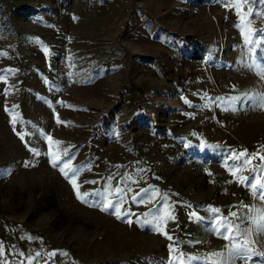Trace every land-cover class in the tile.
Segmentation results:
<instances>
[{
	"label": "rangeland",
	"instance_id": "obj_1",
	"mask_svg": "<svg viewBox=\"0 0 264 264\" xmlns=\"http://www.w3.org/2000/svg\"><path fill=\"white\" fill-rule=\"evenodd\" d=\"M262 66L259 0H0L3 264H264Z\"/></svg>",
	"mask_w": 264,
	"mask_h": 264
},
{
	"label": "snow or ice",
	"instance_id": "obj_2",
	"mask_svg": "<svg viewBox=\"0 0 264 264\" xmlns=\"http://www.w3.org/2000/svg\"><path fill=\"white\" fill-rule=\"evenodd\" d=\"M240 2L249 3V2H251V0H240ZM259 2L261 4H264V0H259ZM248 15L249 16L253 15V12H252L251 8H249V10H248ZM241 19L243 20V16H241ZM242 35H245V39H246L247 43H252L250 35L245 33L243 31V29H242ZM45 51H47V50L45 49ZM261 74L264 75V66H262V68H261ZM234 99H236L237 101L256 100L259 106L264 107V95H254V96L245 95L244 97H235ZM21 138L23 139V137H21ZM57 143H59V142H57ZM35 154L39 155L40 153L36 152ZM245 155H246V153H244V152H241L239 154V156H245ZM252 155L256 156L257 153H253ZM64 156L67 158V160H65L63 162L61 161L60 157H55V158L51 159L50 162L52 164V167H54V168L58 167L60 172L62 173V175H64L65 178H69L70 179V183H72V186H73L74 191L76 192L77 198L81 199L84 202H87L86 198L89 197V196H94V195H96V193H88V192H85L83 194L80 193L79 188H78V186L76 184V181H75V177H76V175H78L79 169L78 168L74 169V168L70 167V160L73 158L71 153H69L67 150H65L64 151ZM239 156H237V154L233 153V158L238 159ZM260 159L262 161V164H264V156L260 157ZM244 163L245 164L250 163V158L245 160ZM61 164H62V166H61ZM25 166L27 167L29 165L26 163ZM69 173H71V177H69ZM234 175H235V173H234ZM239 179H240V182H242V183L249 180L248 177H240ZM249 186L253 189V193L257 194V192H258L259 198L261 199V201H264V182H262L259 179H255L254 181L249 182ZM117 191L119 192L120 190L117 189ZM137 195H139V193ZM133 199L135 200V197H133ZM111 207H113V204L111 203V201H109V202L104 203V205L101 208V210L102 211H107ZM213 211H217L218 212L219 210L218 209H214ZM113 214L116 215L117 219H123L124 217L129 216V213H126V212L122 213L121 212V209H120L118 204L115 205V212ZM232 215L234 217H237L236 213H232ZM172 218L173 217L171 216V214L167 213L165 216L155 217L154 218L155 223H153V220H148V219H145L143 221V223L145 225L153 226L157 232L161 233L162 235H166L167 239L172 241L173 237L171 235H168L166 232H164L163 228H162V224L166 220H169V219H172ZM237 218H239V217H237ZM244 219H248V218L245 217ZM259 220L261 222H264V209H261L259 211ZM127 222L129 224H131L133 221L131 219H128ZM241 222L243 223V220ZM215 223H216V225H219V227L216 229L218 232L220 231V228H223L224 231L228 232L229 234H231L233 232V228L231 226H229L228 224H221L220 220H217ZM236 228L239 229V225H236ZM262 230H264V227H262ZM242 234L247 235L246 232L242 233ZM229 238H230V235H225L224 236V239H226V240L229 239ZM169 247L171 249L172 245H170ZM239 248H240V245H236V244L233 245V249L238 250ZM237 254H239V253H237ZM0 256H2V253H0ZM252 256L264 257V252L257 253V252H255L253 250V251H251L250 255H248L246 258L250 260ZM187 259L188 260H193V259H195V257H188ZM0 264H3L2 260H0Z\"/></svg>",
	"mask_w": 264,
	"mask_h": 264
},
{
	"label": "built area",
	"instance_id": "obj_3",
	"mask_svg": "<svg viewBox=\"0 0 264 264\" xmlns=\"http://www.w3.org/2000/svg\"><path fill=\"white\" fill-rule=\"evenodd\" d=\"M186 69L188 70L189 68L186 66Z\"/></svg>",
	"mask_w": 264,
	"mask_h": 264
}]
</instances>
